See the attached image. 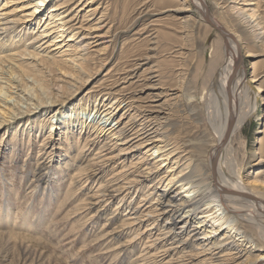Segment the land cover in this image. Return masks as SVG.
Segmentation results:
<instances>
[{
    "label": "rangeland",
    "instance_id": "obj_1",
    "mask_svg": "<svg viewBox=\"0 0 264 264\" xmlns=\"http://www.w3.org/2000/svg\"><path fill=\"white\" fill-rule=\"evenodd\" d=\"M100 1L106 12L102 23L105 24L102 29L104 39L101 44L100 41L96 43L99 46H91V56L86 66L91 77L83 83H75L69 77L60 76L57 66L45 60L48 56L46 52H50L45 41L31 44L30 50L39 55L35 60L22 56L20 62L25 72L13 76L16 81L15 85H11L10 94L16 100L13 98L10 102L20 101L16 102L15 110L10 111V121L0 125V264H157L158 261L178 264L181 261L176 251L164 253L165 247L157 251L153 249L147 257L144 255L147 254L144 249L148 246L146 229L151 227L152 219L135 225L136 228L121 226L128 206L135 208L140 203L148 206L155 198L156 190L161 188L159 186L149 194V181L136 186L129 183L139 173L138 160L143 155L139 151H133L126 161L116 156L117 159L99 162L103 165L100 174L71 185L73 191L69 186L78 166H84L83 160H94L98 149L108 138L107 135L97 139L90 136L91 130L104 117L92 107L95 98L101 99L102 104H108L110 99L124 96L122 108L133 104L128 107L134 108L132 114L161 106V111L169 113L162 131L166 133L168 143H172L170 148L175 145L179 147L176 152L186 150L180 153L176 164L178 170L190 162L186 161L189 155L196 159L191 140L206 117L207 85L222 65V44L225 46V40L204 21L201 10L195 5L183 6L186 3L184 0ZM206 1L213 15L225 27L241 36V53L245 55L247 50L252 51L251 55L245 57L248 79L255 75L257 80L253 85L262 86L264 90V0H260L256 9L263 21L257 28L263 29L256 33L253 20L246 22V17L238 15L233 7L237 5L233 3L234 0ZM82 16L83 13L79 19ZM32 28H29L30 31H33ZM29 36L32 35L28 32L14 46L24 49ZM105 44L109 48L99 54V47L102 49ZM19 76L32 87L41 80L45 82L52 102L46 101V96H40L39 88V91L32 89L28 94L24 85L17 86V81L21 80ZM4 80L0 79V83L5 84ZM57 83L64 86L58 92ZM32 92L34 95L40 92L41 99L36 95L34 97ZM104 98L107 101H103ZM88 99H91V105L83 117L91 121L90 128L80 132L79 125H73L74 128L63 122L73 106L85 105ZM1 101L0 97L2 109L6 106ZM259 102L236 136L234 146L238 157L245 158V170L251 173L250 179L260 170L258 178L264 180V102L261 99ZM50 118L55 122L54 129ZM113 121L111 119L108 123L113 124ZM49 131L53 135L44 141ZM86 141L89 145L80 152ZM116 153L110 156L114 157ZM177 156L172 158V165ZM164 167L161 172L166 169ZM87 174L88 177L93 175L92 171ZM86 176L85 173L82 178ZM101 176H104L103 180L118 177L116 186H123L122 192H114L113 198L107 197L108 201H95L94 191L99 188ZM174 192L176 190L172 189L170 194ZM181 194L188 195L185 192ZM91 197L94 199L85 205L83 200ZM122 197L125 198L123 202ZM165 220L164 217L157 220L152 229L154 234L160 233ZM243 229L252 237L254 245H263V239L256 237L250 226L244 225ZM137 231H143V237L132 242ZM158 245L161 247L163 243ZM226 252L223 253H231L230 250ZM255 253L253 251L251 256ZM203 257L200 256V259Z\"/></svg>",
    "mask_w": 264,
    "mask_h": 264
},
{
    "label": "bare ground",
    "instance_id": "obj_2",
    "mask_svg": "<svg viewBox=\"0 0 264 264\" xmlns=\"http://www.w3.org/2000/svg\"><path fill=\"white\" fill-rule=\"evenodd\" d=\"M242 1H244L242 5H238ZM247 1L249 4H246ZM184 2L186 5L183 4V6L195 5L202 12L207 9L212 21L225 32V34L219 32L225 40V46L222 44V65L214 72L207 85L209 97L206 117L198 126L197 135L191 140L196 159L189 155L186 161L190 162L186 167L178 170L179 166L176 165L178 158H180V153L186 150L176 152L179 147H174L175 145L170 148L172 143H168L166 133L162 131L163 123L168 119L169 113L161 111V106H154L158 109L150 110L149 108L144 112L142 110V112L139 111L140 113L132 114L134 108H128L131 104L130 100L128 103L125 102L130 103L128 109L122 108V102L125 101L124 96L110 99L108 104H102L101 99L95 98L92 107L95 112L103 114L106 121L103 122L102 118L99 124L93 127L90 136L97 139L107 135L108 138L98 149L94 160L82 159L84 166H78L70 186L86 178L88 181L89 178L96 177V173L100 174L103 165L99 162H107L108 159L111 161L116 156H121L126 161L133 151H139L138 153L143 154L138 160L140 165H138L137 172L139 173L129 183L136 186L149 181L150 184L147 186L150 189L149 194L154 193L159 186L161 188L156 190L155 198L148 206L144 207L141 203L135 208L128 206L121 226L133 228L135 225L153 220L151 227L146 229L148 246L144 249L147 252L145 256H149L153 249L157 251L165 247L164 253L176 251L175 253L179 254L178 260L181 259V261H178V264H264V180L258 178L260 170L256 172L253 179H250L251 173L245 170V158L238 157L234 146L236 136L253 115L255 108L259 106L260 99L264 102V90L262 86L253 85L257 80L255 75L248 79L249 72L248 67L246 68L245 57L251 55L252 51L247 50L245 55L241 53L239 46L241 36L227 26L225 27L213 15L206 0H184ZM70 3H73L72 6ZM233 3H237L233 7L239 16L246 17V22L251 23L253 20V27L256 28L254 33L264 28H257L263 24L256 10L258 4L261 3L260 0H234ZM102 4L100 0H0V79H5V84L0 83V97L2 104H5V108L9 110L7 112L5 108H0V125L10 121L12 117L10 111L15 110L16 102L20 101L10 102V99L14 98L10 90L11 85L16 81L13 76L18 72L22 75L25 72L20 62L23 60L22 56L36 59L39 55L34 50H30L31 44L45 41L46 48L50 51L46 52L48 56L45 60L57 66L60 76L69 77L68 79L74 80L75 83H83L86 78L91 77L86 67L91 56V46H99L96 43L100 41L101 44L104 39L102 29L105 24L102 25V23L106 12ZM82 13L83 18L79 19ZM28 32L32 36H29V42L25 44L24 49L20 50L21 48L14 46ZM257 34L256 37L260 38ZM108 48L109 45L106 44L102 49L99 47V54ZM52 51L55 52L52 53ZM24 80L23 78L18 80L17 86L24 85L25 90L29 91L28 94L32 89L38 91L40 89V96H46V101L52 102L49 99V87L45 82L41 80L38 84L37 81L38 85L32 87ZM60 84H56L57 92L64 87ZM39 93L35 95L41 99ZM32 94L34 95L33 92ZM105 100L107 101L104 98L103 101ZM90 105L91 99H88L85 105L73 106L69 114L65 115L63 122L68 126L79 125L80 132L85 128H90L91 121L83 117ZM111 119L114 120L113 124L108 123ZM50 120L54 129L55 122H52L53 118ZM104 123L106 125H103ZM52 135L49 131L44 141ZM211 135L213 139L210 138ZM209 144L211 148L208 149ZM88 145L89 142L86 141L80 152H83ZM115 151H117L116 155L110 156ZM175 155L178 156L172 165L171 161ZM158 163L161 164L158 165ZM162 167L166 168L163 172H161ZM89 171H92L91 177H88ZM85 173L87 176L82 178ZM156 175L158 176L154 179L153 176ZM103 179L104 176H101L99 188L94 191L95 199L92 197V199H84L85 205L90 204L88 202L93 199L98 202L108 201L109 198L114 197V192L123 190V186L121 188L118 187L119 185L116 186L118 177L110 180ZM70 186L69 189L72 190ZM172 189L176 190L174 194H170ZM182 192L188 195L181 196ZM124 199L122 197L121 202ZM142 200L144 201L145 198ZM163 217L166 220L159 229L160 233H155V235L152 229L155 228L157 220ZM244 225L250 226L255 231L256 237L263 239L261 241L263 245L252 243L253 239L243 229ZM142 234L143 231L135 232L136 236L131 241L136 240L137 242V239L143 237H141ZM160 243H163L161 247L158 245ZM229 250L230 254L223 253ZM253 251L256 253L251 256ZM200 256H205V258L200 259ZM157 264L162 263L158 261Z\"/></svg>",
    "mask_w": 264,
    "mask_h": 264
},
{
    "label": "water",
    "instance_id": "obj_3",
    "mask_svg": "<svg viewBox=\"0 0 264 264\" xmlns=\"http://www.w3.org/2000/svg\"><path fill=\"white\" fill-rule=\"evenodd\" d=\"M201 12H202V11H201ZM202 13H203L204 21H205L206 23H208L213 29H215L216 31L220 32L221 34H225L224 30H223L221 27H219L218 25H216V24L212 21V19H211V17H210V14H209V12H208L207 9H206L204 12H202Z\"/></svg>",
    "mask_w": 264,
    "mask_h": 264
}]
</instances>
